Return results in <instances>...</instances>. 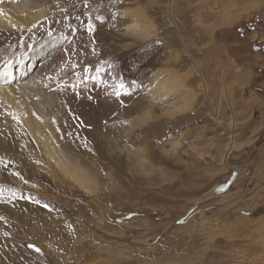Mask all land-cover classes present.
I'll list each match as a JSON object with an SVG mask.
<instances>
[{
    "label": "rangeland",
    "instance_id": "rangeland-1",
    "mask_svg": "<svg viewBox=\"0 0 264 264\" xmlns=\"http://www.w3.org/2000/svg\"><path fill=\"white\" fill-rule=\"evenodd\" d=\"M41 1L0 85L92 187L0 98V264H264V0Z\"/></svg>",
    "mask_w": 264,
    "mask_h": 264
},
{
    "label": "bare ground",
    "instance_id": "bare-ground-1",
    "mask_svg": "<svg viewBox=\"0 0 264 264\" xmlns=\"http://www.w3.org/2000/svg\"><path fill=\"white\" fill-rule=\"evenodd\" d=\"M47 8L46 2L41 0H0V29H3V31L5 30V32L15 30L30 32L48 17ZM10 70L12 71L11 66L8 67V65H6L5 68L0 66V83L8 81L7 78ZM26 73L27 69L20 70L16 76L17 78H15V80L17 79L18 81L14 86L7 85V87H3L0 85L1 100L9 102V104H14L15 106L9 109L10 114L35 131L37 136L36 139L43 148V156H45L44 160L48 161V163H57L55 165L61 167L65 177L75 183L77 187L86 192L91 191L92 186L89 183V177L86 171L79 166L76 160L71 159L68 154L57 148L52 143V140L48 139L47 133H44V130V136L39 137L34 127L36 121H30V116L26 111L28 109L27 105H16V102L21 101L20 96L22 93H25V89L31 82L24 81L25 79L21 81V79L25 77ZM183 111L184 110L180 108L170 109L169 107V110H165L163 113L172 116L181 114ZM113 145L115 148L117 147L116 142H114ZM116 150L121 152L122 149L118 150L116 148ZM123 151L127 152L128 149L124 147Z\"/></svg>",
    "mask_w": 264,
    "mask_h": 264
},
{
    "label": "crops",
    "instance_id": "crops-1",
    "mask_svg": "<svg viewBox=\"0 0 264 264\" xmlns=\"http://www.w3.org/2000/svg\"><path fill=\"white\" fill-rule=\"evenodd\" d=\"M257 141L254 143V144H252V146L250 147V149L249 150H247L246 152L247 153H252V152H254V149H256V148H260L261 149V151L263 152V154H264V146L263 145H260V143L259 142H261L262 141V138H257L256 139ZM259 144H258V143ZM262 155V154H261ZM264 157V156H263ZM263 161H264V158L262 159ZM252 163V162H251ZM262 166H264V162L262 163ZM262 168H264V167H262Z\"/></svg>",
    "mask_w": 264,
    "mask_h": 264
},
{
    "label": "snow or ice",
    "instance_id": "snow-or-ice-1",
    "mask_svg": "<svg viewBox=\"0 0 264 264\" xmlns=\"http://www.w3.org/2000/svg\"><path fill=\"white\" fill-rule=\"evenodd\" d=\"M29 247H33V246H32V245H29ZM35 251H37V252H38V251H39V249H35Z\"/></svg>",
    "mask_w": 264,
    "mask_h": 264
}]
</instances>
